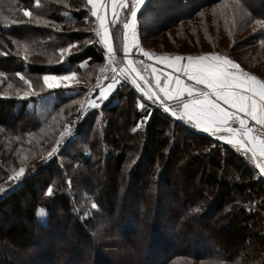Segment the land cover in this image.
<instances>
[{
	"label": "trees",
	"instance_id": "16d2710c",
	"mask_svg": "<svg viewBox=\"0 0 264 264\" xmlns=\"http://www.w3.org/2000/svg\"><path fill=\"white\" fill-rule=\"evenodd\" d=\"M153 1L147 0L138 15ZM173 1L179 10L163 12L148 29L151 33L139 26L141 48L154 55H225L214 48L226 46L222 40L227 38L225 49L230 55L236 51L248 58L253 55L252 66L264 72V41L259 43L264 40V27L255 23L264 22V0ZM21 3L36 18L20 21ZM0 5L3 16L10 19L7 23L0 18V127L11 135L6 142L0 141V169L4 170L0 174V264H13L14 253L5 256L1 252L8 246L18 252L20 259L14 264H173L181 256L195 260L188 264H264V255L253 259L255 252L264 251V176L260 170L236 146L188 127L154 99L133 90L128 80L118 84L97 108L89 109L76 123L74 136L55 152L52 149L51 156L42 141L38 149H31L34 156L18 163L14 157L18 138L41 127L44 119L87 87L57 89L47 114L38 119L33 107L45 91L28 98L3 95L16 73L41 83L43 74L90 72L91 84L105 61V51L87 0H13L7 4L0 0ZM251 24L255 25L247 33ZM220 26H224L222 31ZM239 34L245 37L236 39ZM151 40L155 45L148 44ZM167 42L181 48L198 42L208 49L191 54L163 51ZM69 45L73 47L61 61L60 49ZM135 56L143 55L138 51ZM243 66L250 69L251 62ZM66 110L67 121L75 110ZM55 140L50 146L57 144ZM78 140L83 147L76 145ZM186 152L189 156L180 180L184 192L176 194L168 188L172 181L164 163L169 158L179 161ZM203 158L206 162L200 164ZM8 164L15 166L14 173L24 168V174L10 179L14 173H8ZM195 176L197 187L189 181ZM159 181L166 190L157 187ZM49 187L52 195H47ZM203 188L216 195L212 204H200L207 193ZM139 192L152 200L153 211L143 208L141 199L134 206L133 196ZM163 200L170 204L161 206ZM234 204L239 205V218L231 215L233 223L208 237L202 228L196 230L197 225L208 230L204 209L207 214L215 209L230 215ZM161 209L165 214L159 213ZM11 214L20 218V225L8 224ZM55 237L60 239L52 245ZM239 245L251 246L249 260L235 254ZM103 247L117 249L110 258L102 253Z\"/></svg>",
	"mask_w": 264,
	"mask_h": 264
},
{
	"label": "snow or ice",
	"instance_id": "6c2138e0",
	"mask_svg": "<svg viewBox=\"0 0 264 264\" xmlns=\"http://www.w3.org/2000/svg\"><path fill=\"white\" fill-rule=\"evenodd\" d=\"M145 2L146 0H110V4H105L103 0H88L91 5V15L99 24L100 31L97 32V35L100 36L110 57L115 54L110 26L122 22L124 30L123 53L124 59L127 61L126 67L121 69L120 76H114L112 82L107 87L100 88L98 96L89 101L93 109L108 99L111 91L122 82L121 76L124 80L131 76L133 84H137L138 79L144 80L135 61L130 58V54L133 49H137L149 60L153 58L152 53L140 47L137 38L138 13ZM109 9L111 18L108 15ZM22 11L25 17L33 15L26 9ZM14 23L17 22L14 21ZM255 23L264 26V22L260 20ZM72 47L73 45H69L68 48L60 49L61 61L64 59L63 54L69 52ZM185 59L186 63L182 64L181 61ZM156 60L173 69L175 74L169 72L162 81L153 66L151 70L156 80V88L159 93L163 94V97H159L157 93L144 92L148 100L159 98L161 104H164L163 98L176 99L177 106L171 110L173 117L179 113L180 120L187 119L188 123L195 122V127L201 128L205 132H212L214 135L220 133L221 140L226 139L230 145L235 144L243 147L246 151L251 152L253 157H256L257 154L264 157V80L239 71V65L232 59L215 53L189 55L186 58L180 55L160 56L156 57ZM142 64L143 62H141ZM17 75L27 85L21 98H28L34 95L39 96L45 90L69 87V82L75 80L77 73L70 71L66 75H44L39 91L35 90L30 79H26L20 73ZM76 83L79 84V81ZM137 87H140L139 84ZM141 91L144 89L141 88ZM83 107L81 105V109ZM224 133H227V136ZM61 135L64 134L61 133ZM55 151L54 148L53 152ZM51 155L50 152L49 156ZM257 166L261 173H264V163ZM24 172L25 169L20 168L15 177H10V179L18 178ZM52 194L53 190L49 187L47 195ZM92 207L96 208L97 205L93 204ZM40 214H43V210Z\"/></svg>",
	"mask_w": 264,
	"mask_h": 264
},
{
	"label": "rangeland",
	"instance_id": "374dc122",
	"mask_svg": "<svg viewBox=\"0 0 264 264\" xmlns=\"http://www.w3.org/2000/svg\"><path fill=\"white\" fill-rule=\"evenodd\" d=\"M11 1H13V0H5V3L7 4L8 2H11ZM180 2H181V0H180ZM176 3L177 2H174L173 0H154L153 3H150L148 5L149 6L148 10L144 11V13L141 16L138 15L137 38L139 40V43H140V37L138 35L139 26L141 27V25H142L143 29L147 30V34L151 33L152 30L150 31L148 29H152L153 25H155V23H157L158 17H161L163 15V12L172 14V13H176V11L179 10L180 7L176 6ZM87 4H88V7L90 8V12H91V6L88 3V0H87ZM166 4L169 6V9L165 8ZM179 5H180V3H179ZM10 6H8L7 8H9ZM180 6H182V5H180ZM3 8H4V6L0 5V18L3 17L5 19V21L7 23H9L10 22L9 17L3 16V13H4L2 11ZM20 8L22 10L26 9L24 7V3L20 4ZM182 8L186 9V6L184 5V6H182ZM22 10H21V13L23 14ZM30 12H32V14H33L32 17L36 18V13L33 12V11H30ZM157 14H158V16H157ZM22 18L23 19H20V21H26V19H27L24 15H22ZM42 22H45V20L42 21ZM225 25H227V24H225ZM254 25H252L249 28L247 33H251L250 32L251 28ZM223 27L224 26H220L218 30L222 31ZM97 28H98V25H97ZM113 28H114V26H113ZM118 28H119L118 30H120V33L118 32L119 34H118L117 48L120 47V51L118 50L119 53L117 54L116 50H114L115 54H114V56L111 57L112 58L111 63L115 66L114 74L116 75L117 72L119 71V75L118 76H120L121 69L125 68V67L122 66V59H121V53H122V47H123V39L122 38H123V35H124L122 22H118ZM218 30H214L213 32L218 34V32H217ZM240 35L241 34H239V36L236 39H239L242 36L245 37V35H241V36ZM214 40L215 39L213 38L212 41H214ZM151 41L152 42H149L148 44L149 45H155V44H153V41H155V40H151ZM223 41H225L223 44L226 45V46H224L222 48H214V49H220V51H223L225 55H221V54H218V53H216V54L217 55H221V56L230 55L226 51V49L229 47L228 46L229 42H228L227 38H224V40H222V42ZM262 41H264V40H260L259 43H261ZM21 45H23L22 47L24 49H26L27 46L24 45V43L21 44ZM185 45L186 46H183L181 48V46H177V44L176 45H172L170 43L168 44V42H167L166 44H164L162 46V48H163L162 50L163 51H178V52H184V53H190L191 54V52L203 51L207 47V46H205L203 48V45L201 43H198V42H192L190 44L186 43ZM114 47H115V44H114ZM159 48H161V47H159ZM206 49H208V48H206ZM211 49H213V48H211ZM144 50L147 51L146 49H144ZM133 52H134V49H133L132 53ZM28 53H27V58H29ZM33 54H34V52H33ZM105 54H108V53H105ZM140 54H142V53L140 52ZM207 54H213V53H207ZM231 55L236 57V58H238V59H241L243 64H245V65L248 64L249 62H251V68L249 69V68H247L249 66L245 67V66H243L242 63H239L238 61L233 60L231 57L227 56L228 58L232 59L235 63H237L239 65V71L248 73L249 75H252V76H256L257 79L264 80V72L261 71L258 68V66H252L255 63V61H256V58L253 55H251V58H248V57H246L244 55L243 51H236V52H234ZM22 56H24V55H22ZM133 56L135 58V61L139 64L140 67H143V66H145L146 68L148 67V65L146 64L145 61L141 65V62H140V61H142L141 56H135V55H133ZM153 56H166V55H161V54L154 55L153 54ZM180 56L184 57L185 55H180ZM187 56H189V55H187ZM187 56H185V58ZM191 56H198V55H191ZM103 65H104V63L102 64V66ZM98 71H99V69H98ZM98 71H97V73H98ZM0 73H1V71H0ZM68 73L69 72H63V73H59V74H56V73H54V74H43V75L40 76V79L44 75H66ZM16 75H17V73H16ZM85 75H88L87 76L88 79L85 78ZM96 77H97V75H96ZM96 77H95V79H96ZM120 78H121V81L124 80L122 76ZM17 79H18V81H17ZM127 80H128V82H129V84H130V86H131V88L133 90L138 91L139 93L143 94L144 96H145L144 92H149L144 87V85L142 83L137 81V84H139L140 87H137V84H133L131 76H129ZM15 81L17 82L16 84H15ZM15 81L12 80L9 83V86H8L9 87V91L7 93L3 92L4 93L3 95H5V94L14 95V96H22L23 95V91L27 87V85L24 84L23 80H21L20 76H18V75H17V78H16ZM76 81H79V84H77ZM94 81L95 80H93V82L90 84V82H91L90 81V72H87L84 75L77 74L75 80L69 82V87H67V88L61 87V88H59V89H64L65 90V89H70L72 87H78V86L81 85V86H86L87 90L81 96H78L77 98L69 100L66 104H64L63 107L57 109L54 113H52L48 117L47 120L44 119L42 121L43 124H42L41 127L38 126V128H36V129H34L32 131L24 132L22 134V136L18 138V141L16 142V145H17L16 147L18 148V150L15 151V156H14L15 158L18 159V163L23 162V161H27V160H29L27 158H31V156H34V154L32 153L31 149H38V147H39V145H40V143L42 141L45 142V145L47 144L48 149L50 150L49 152H51V150L54 149V148L56 150H58L59 149L58 147H60L64 143L63 142L64 140L66 141L67 139H70V138H72L74 136V130L76 129V124L70 129L71 131L69 130L72 133L71 135H69L67 133V131H66V129L69 128V124L71 123L73 117L76 116L77 114H80V116L83 117L88 112L89 109H92L90 104H89V101L93 100V97L95 95V91H97L100 87L104 86L109 80L105 81L101 85L100 84L94 85ZM41 84H42V82L41 83L35 82V81L33 82V85H34V88H35L36 91H39ZM141 88H143L144 91H141ZM56 90L57 89L45 90L44 94L37 98L36 104L33 107V109L35 110V114L37 115L38 119H43L45 117V115L47 114L46 112L49 110L52 101L55 99V92L54 91H56ZM68 92L69 91H66L65 93H68ZM145 98L147 99L146 96H145ZM81 105L84 106L83 109H81ZM71 107H73L72 112L74 110L75 111L73 112V115L66 121L65 119L68 117L67 115H68V112H69V111L66 110V108L67 109H71ZM65 112H67V113H65ZM63 113H64V116L62 117ZM64 122H66V123L63 125ZM61 133H63L64 135L62 136ZM9 137H11L10 133L6 129L0 127V141H5L6 142L8 140L6 138H9ZM55 138L57 139V141L59 143H57V144L55 143L54 146H50V144L53 142V140ZM82 139H83V136H82ZM80 140H78L76 142L77 143L76 145H78L79 148L83 147V145H84ZM223 141L226 142V140H223ZM239 147H237V149L240 150L247 157V159L249 161H251V163L256 166V164L254 163L252 157L247 153V151H245V150H243V148L241 149ZM70 150H72V147L70 148ZM188 156L189 155L186 152V154L182 157L181 160L173 162L172 158H169V159L166 160V163H164V166H165L164 168L166 169L167 174L169 176H171L172 184H171L170 187H168L170 189V192L174 191L176 194L180 193V192H182V193L184 192V190L180 187L182 185V182L180 180H182V177L184 175L182 173V169L186 166V162H187L186 159H187ZM10 158H12V157L10 156ZM21 159L23 161H21ZM255 159H257L259 164L264 163V157H260L259 154H257ZM202 162L203 163L206 162V159L205 158L201 159L200 164ZM197 164L198 163H196V165ZM8 165H9L8 166L9 167V172L8 173H14V168L13 167H15V166H13L11 164H8ZM20 168H22V167L17 168V170L13 174V177H15L16 173L19 172ZM3 171H4L3 169H0V174ZM108 171H107V173H108ZM224 172H219V174L221 175ZM187 176H188V174H187ZM161 179H162V176H161ZM198 180H199V178L197 176H195L193 178V180H191V178L189 179V181L192 182L194 187H197ZM156 183H157V187L158 188H160L161 190H166V187H163L161 181L156 182ZM152 185L153 184H151L150 186H152ZM203 191L207 192V193H206L205 197L203 198V201H200V204L202 206H204L207 203L212 204L216 200V195H213V193L210 191V189L203 188ZM136 193H137V191H136ZM133 199L134 200H132V203L134 204V206L136 208H137L138 201H140V199H141V201L143 202V208H144V205H145L147 210L153 211L154 203L152 202L151 199H146V195L144 193L139 192L138 194L133 196ZM26 200H28V199H26ZM168 204H170V201H167V200H163V201L160 202V205L163 206V207H167ZM237 206H239V205H235L234 204L233 206H231V207H233V209H232V214H230V215L224 214V212H222L221 210L220 211H218V210L215 211V209H212V211H211L212 214H211V212H210V214H207V210L204 209L203 210L204 213L202 215L204 216L205 220H207L209 222V226L207 227L208 230L205 228V226L201 227L200 225H197L196 230H200L202 228L201 230H203L205 232L206 236L208 237V235L214 234L215 231H217L220 227L225 226V225H227L229 223H233L234 221H232V219L230 218V217H232L231 215H234L236 220L239 218V211L237 210L238 209ZM159 213L165 214L164 210H162V209L159 210ZM20 222H21L20 218H17V216L11 214V217H10V220L8 221V224L9 225L14 224V225L18 226V225H20ZM162 224L163 223H161V225L160 224L159 225L162 227ZM98 236H99V238H103L104 235H100L99 234ZM59 239L60 238L56 239V237H55L50 242L52 243V245H56L58 243ZM63 240L66 241L67 238H64ZM184 241L186 242V240H184ZM82 246H85V244H82ZM116 249H117L116 247H113V249L107 250V249H104V247H103V248H101V251H102V253L104 255H106L107 257L110 256V258H111V255H113L115 253ZM227 249H229V248H227ZM13 251H14V247H10V246H8L7 248H2L1 249V252L4 253L5 256H7L6 253L7 254L14 253L15 257L13 258V254H12V257H11L12 258L11 262L14 264L15 262L18 261L17 259H20V258L18 257V252H13ZM250 251H251V246H246V245L240 246L239 245V246L235 247V251L234 252H235L236 255H243V257L245 256L244 258L248 259ZM255 253L256 254L253 256V259H257V258L259 259V257H263V255H264V251L255 252ZM184 258H186V259H184ZM112 261L115 262L114 260H112ZM189 261H195V260L191 259V258H188V257L181 256L173 264H188Z\"/></svg>",
	"mask_w": 264,
	"mask_h": 264
},
{
	"label": "crops",
	"instance_id": "0c3cea01",
	"mask_svg": "<svg viewBox=\"0 0 264 264\" xmlns=\"http://www.w3.org/2000/svg\"><path fill=\"white\" fill-rule=\"evenodd\" d=\"M103 2L105 4H110V0H103ZM108 15H109V18H111V11H110V9H109ZM97 25H98V31H100L98 22H97ZM115 27L116 28L118 27V23L114 26V28ZM114 28H113V26H110V32H111V38H112V43H113V49L115 50L114 44H115L116 41H118V31L115 30L116 28L115 29ZM99 40H100V42H101V44L103 46V49H104L105 53H107V50L104 47V44H103L100 36H99ZM114 53H115V51H114ZM156 57H160V56H153V58L151 60H149L147 57H144V60L146 61V64L148 65L147 69L149 70V82L151 83L153 89L156 91V93L159 95V97H163V94L162 93H159V90L156 88V80H155V77H154L151 69H152L153 66L156 68V70H157L156 74L161 76V80L162 81H163L164 76H166L169 72H173V74H175V73H174V70L173 69L167 67L162 62H158L156 60ZM168 57H174V56H168ZM181 63L182 64L183 63H186V59L184 61H181ZM116 75L117 76L119 75V71L117 72ZM116 75H113L111 77V79L104 86H102V87H107V85L112 82V78L114 76H116ZM182 78L186 80V78H184V77H182ZM161 86H163V85H161ZM102 87H100V88H102ZM100 88L96 91L93 99H95L98 96ZM111 93H112V91H111ZM163 99H164L165 103H167L171 108L172 107L174 109L176 108V106H177L176 99H167V98H163ZM181 99H183V97H181ZM177 115L179 116V113H177ZM184 121H186L188 123L187 119H184ZM189 124L192 127H194L195 129H197L198 131L203 132L205 134L212 135V136H217V137L220 136V133H217V134L214 135L212 132H205V131H203V129L195 127V122L189 123Z\"/></svg>",
	"mask_w": 264,
	"mask_h": 264
},
{
	"label": "built area",
	"instance_id": "2783aa9c",
	"mask_svg": "<svg viewBox=\"0 0 264 264\" xmlns=\"http://www.w3.org/2000/svg\"><path fill=\"white\" fill-rule=\"evenodd\" d=\"M134 52L130 54V58L133 59L135 61V58H134ZM121 59H122V66L123 67H126V64H127V61L124 59V53H123V47H122V53H121ZM112 61V58L109 56V54H105V61H104V65L99 69L98 73H97V77L94 81V85H98V84H102L104 83L105 81L107 80H110L112 75H115L114 74V71H115V66L111 63ZM144 56H142V61L140 62H144ZM146 62V61H145ZM136 63V66L140 69V74L141 76L144 77V80H140L138 79L137 81L142 83L144 85V87L147 89L146 87V84H150L151 83L149 82V71L147 70V68L145 66L143 67H140L139 64L135 61ZM145 81H148V83H145ZM152 86V85H151ZM81 116L80 114H77L76 116L73 117L71 123L69 124V128L66 129L67 133L69 135H71L72 133L70 132L71 128L78 122L81 121ZM238 127V125H237ZM70 130V131H69ZM225 135L227 136V133H225ZM226 140V139H225ZM227 142V141H226Z\"/></svg>",
	"mask_w": 264,
	"mask_h": 264
},
{
	"label": "water",
	"instance_id": "95a60500",
	"mask_svg": "<svg viewBox=\"0 0 264 264\" xmlns=\"http://www.w3.org/2000/svg\"><path fill=\"white\" fill-rule=\"evenodd\" d=\"M147 1V0H146ZM146 3V2H145ZM144 6V5H143ZM142 6V7H143ZM142 9V8H141ZM141 9H140V11H141ZM139 11V12H140ZM139 14V13H138ZM124 36V35H123ZM123 44H124V39H123ZM138 53V50L137 49H135L134 50V54H137ZM146 87H147V90L149 91V93H156V91L153 89V87L148 83V84H146ZM159 96V95H158ZM155 99V101L156 102H158L160 105H162L165 109H167L170 113H171V110H174L173 108H171L167 103H164V104H161V102H160V99L159 98H154ZM179 116L177 115L176 116V118L179 120V121H181L182 123H184L185 125H187L188 127H190V128H192V129H194V130H196V131H198L197 129H195L194 127H192L189 123H187L186 121H184V120H180L179 118H178ZM198 132H200V131H198ZM201 133H203V132H201ZM212 136V135H211ZM213 137H217V136H213ZM217 138H219V137H217ZM234 146H237V147H239L238 145H235V144H233ZM247 153L252 157V159H253V161H254V163L256 164V166L259 164V162L257 161V159H255L256 157H253L252 156V154H251V152H248L247 151ZM257 168L259 169V167L257 166ZM260 170V169H259ZM261 172V171H260ZM263 176H264V174L263 173H261Z\"/></svg>",
	"mask_w": 264,
	"mask_h": 264
},
{
	"label": "bare ground",
	"instance_id": "6f19581e",
	"mask_svg": "<svg viewBox=\"0 0 264 264\" xmlns=\"http://www.w3.org/2000/svg\"><path fill=\"white\" fill-rule=\"evenodd\" d=\"M240 148H243V147L240 146ZM243 149H244V148H243Z\"/></svg>",
	"mask_w": 264,
	"mask_h": 264
}]
</instances>
